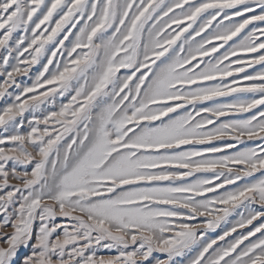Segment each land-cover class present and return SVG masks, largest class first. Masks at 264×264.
Instances as JSON below:
<instances>
[{
  "label": "snow or ice",
  "instance_id": "1",
  "mask_svg": "<svg viewBox=\"0 0 264 264\" xmlns=\"http://www.w3.org/2000/svg\"><path fill=\"white\" fill-rule=\"evenodd\" d=\"M0 264H264V0H0Z\"/></svg>",
  "mask_w": 264,
  "mask_h": 264
},
{
  "label": "rangeland",
  "instance_id": "2",
  "mask_svg": "<svg viewBox=\"0 0 264 264\" xmlns=\"http://www.w3.org/2000/svg\"><path fill=\"white\" fill-rule=\"evenodd\" d=\"M223 51V50H222Z\"/></svg>",
  "mask_w": 264,
  "mask_h": 264
}]
</instances>
